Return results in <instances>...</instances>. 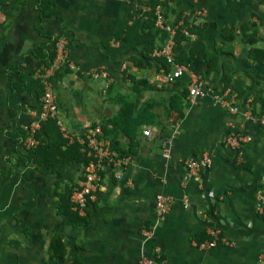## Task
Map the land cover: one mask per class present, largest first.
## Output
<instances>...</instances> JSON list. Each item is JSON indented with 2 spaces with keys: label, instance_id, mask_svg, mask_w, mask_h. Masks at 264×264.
I'll use <instances>...</instances> for the list:
<instances>
[{
  "label": "crops",
  "instance_id": "0c3cea01",
  "mask_svg": "<svg viewBox=\"0 0 264 264\" xmlns=\"http://www.w3.org/2000/svg\"><path fill=\"white\" fill-rule=\"evenodd\" d=\"M38 1L48 2L55 13L41 20ZM190 1L171 3L175 15L204 12L199 20L189 18L199 25V33L191 35L187 51L202 44L213 53L224 43L223 28L240 34L242 23H259L257 15L264 21V0H254L241 12L230 11L225 0H199L197 5ZM0 8L7 14L6 24L0 25V264H139L141 256L157 255L166 264H258L264 251V128L214 105L210 97L191 105L188 97L137 86L147 81L150 85L156 74L155 64L144 62L141 69L133 65L149 46L141 41V27L134 28L138 0H0ZM43 34L65 43L79 69L54 77L59 120L71 133L101 128L117 112L108 89L91 79L94 72L106 73L117 92L130 93L136 113L150 108L153 125L146 128L160 138L169 134L166 108L176 109L182 121L168 162L161 156L160 140L143 137L142 129L122 179L106 169L97 200L85 216L64 204L82 180L84 166L76 162L61 173L38 170L35 159L22 161L27 155L22 144L6 135L7 130L18 133L32 124L39 125L38 133L43 131L38 77L43 62L28 54L35 44L47 42ZM258 34L264 39L263 27ZM258 45L263 47V41ZM245 48L236 40L233 56L220 57L233 69L224 91L239 107L264 116V76L242 64ZM12 67L17 72L10 74ZM217 77L212 71L205 87L212 89ZM15 80L20 89L11 100ZM57 130L64 149L70 143ZM230 132L251 140L239 152L229 151L222 141ZM203 154L209 155L210 168L198 179H186L184 161ZM158 194L171 197L173 204L155 240L144 243L141 232L152 222ZM210 230L230 245L210 251L196 248L210 240ZM53 240L57 243L51 250Z\"/></svg>",
  "mask_w": 264,
  "mask_h": 264
},
{
  "label": "built area",
  "instance_id": "2783aa9c",
  "mask_svg": "<svg viewBox=\"0 0 264 264\" xmlns=\"http://www.w3.org/2000/svg\"><path fill=\"white\" fill-rule=\"evenodd\" d=\"M153 0H140L142 4H148ZM163 1V0H161ZM193 4L197 5L199 0H191ZM144 12H152L154 17V26L159 31L166 34V40L160 50H155L151 57L153 59L164 60L167 67H162L152 79L151 84L158 89H163L166 86H172L177 83L185 85L188 93V103L193 105L198 100L205 97H210L214 105L220 106L227 110L230 114H240L244 119L250 121L252 124L264 128V116H258L252 113L248 107H239L228 93L213 91L206 88L202 76L194 73L190 67L179 64L176 60V37L179 31L186 36H190L188 27L189 18L192 20H199L204 17L202 9L192 11L190 14L182 16V20L175 25H169L165 19L164 11L160 4H157L154 9L148 6L143 7ZM7 22V14L4 9L0 8V25H5ZM115 46V45H114ZM125 69V67H123ZM66 71L77 73L79 69L69 58V50L65 43L56 42L55 57L49 67H44L39 72V79L42 83V95L40 98V114L39 122L46 124L49 121L55 122L61 135L68 140L70 144L77 143L80 146V151L88 159L87 166L84 167L82 180L73 188L68 196V202L72 211L80 216H85L88 207H90L97 200L98 187L102 181V174L106 169L114 171V177L117 180L122 179L123 173L128 165V157L121 156L111 147V143L103 136L102 129L95 127L89 129L81 135H75L64 127L59 120V112L55 97V74H62ZM94 81H99L103 84L104 89L110 86V80L106 73L97 72L90 75ZM169 134L160 138L153 129L146 128L143 130V137L152 139L157 137L160 140L161 156L165 161L171 159V145L175 137L181 131V118L176 111H172L168 117ZM39 125L32 124L28 128V133L22 143L25 151L35 149L39 145L37 134L39 132ZM251 139L247 135L240 132H230L227 134L222 143L229 149V151L239 152L243 145ZM211 166V159L209 155L203 154L199 158H189L184 161L185 178L198 179L204 171H207ZM173 200L171 197L158 194L155 197L154 217L150 225L143 229L141 237L144 243L153 242L156 238L157 227L166 219L169 214ZM210 240L201 244H195V247L200 251H210L217 247L229 246L228 241L220 236V233L215 230L208 232ZM258 264H264V251L260 252L257 257ZM139 264H166L159 255L155 258H148V256H141Z\"/></svg>",
  "mask_w": 264,
  "mask_h": 264
},
{
  "label": "trees",
  "instance_id": "16d2710c",
  "mask_svg": "<svg viewBox=\"0 0 264 264\" xmlns=\"http://www.w3.org/2000/svg\"><path fill=\"white\" fill-rule=\"evenodd\" d=\"M173 1L174 0H153L148 4H142L140 0H138L139 9L135 13V17L138 16V20L134 22V28L141 27L143 32L141 41L149 46L145 49L144 53L141 54L140 59H135L139 60L138 62H133L135 67H140V69L143 68L142 63L144 62L148 65H150V63L155 64L156 73L162 67H167L164 60L153 59L151 57L155 50H160L164 45L166 34L155 28L152 12H144L143 7L148 6L152 10L157 4H160L164 11L167 23L173 26L183 18L180 14H174V10L171 7ZM225 2L230 11L241 12L243 9L252 5L254 0H225ZM36 9L38 10L41 20L55 13L54 9L48 2L38 1ZM174 16L175 19L171 21V18ZM257 18L259 23H253L252 25L247 22L242 23L240 25V34H236L234 29L223 28L220 33L221 36H223L224 43H222L219 49L215 50L213 53L207 52V49L202 44H198L195 47L193 46L192 49L187 51L185 46L191 43V37L186 36L183 32L179 31L176 37L177 47L175 50L177 62L190 67L194 73L202 76L204 82L209 79V74L215 70L218 77L214 80L211 87L213 90L224 92L230 84L231 71L233 69L230 63L220 62V57L222 55L233 56L234 41L239 40L247 48H245V57L241 59L242 64L246 68H253L256 70L258 76H264V46L259 47L258 45L261 41H263L264 44V39H261L258 34L260 27L264 28V21L260 15H257ZM186 26L188 27L190 35H197L199 33V25H196V23L193 25L188 23ZM43 36H47V42L35 44L28 52V54L35 55L43 62L42 69L44 67H49L54 59L56 45V40L52 39L51 36L46 34H43ZM125 41V37L120 40L122 46L125 45ZM12 68L9 69L10 74L17 72L15 67ZM39 81L41 82V80ZM18 82L20 81L15 80L12 82V92L9 97L11 100L14 99L15 94L20 89L18 87ZM135 84H137L136 81ZM137 86H144V88L149 91L173 94L174 97L181 99H187L188 97L185 85L181 83L166 86L163 89H158L152 84L149 85L148 81L139 82ZM110 87L111 86L107 88V97L111 100L112 104L117 107V112L101 127V129L103 136L110 141L112 149L121 156H128L134 153L135 141L142 133V129L153 125V121L148 116L150 108L142 107L140 112L136 113V102L135 99L132 98V95L130 93L125 95L121 94L116 91L115 87ZM131 93H135V91L131 90ZM175 110L176 109L172 106L166 108L167 116ZM27 133L28 129L18 133L11 130L6 131L8 138L13 139L20 144L25 140ZM37 138L39 140V145L35 149L27 151V155L23 158L24 160H22L24 163L33 158L35 159L38 170L49 169L58 173L63 172L70 164L76 162L81 163L84 167L87 166L88 159L80 151V146L77 143L67 145L64 149L60 148L64 141L61 140L55 122H47L44 125L43 131L37 134ZM69 194L64 201V204L68 205V208L70 207V202H68ZM56 243L57 241L53 240L51 250H53Z\"/></svg>",
  "mask_w": 264,
  "mask_h": 264
},
{
  "label": "rangeland",
  "instance_id": "374dc122",
  "mask_svg": "<svg viewBox=\"0 0 264 264\" xmlns=\"http://www.w3.org/2000/svg\"><path fill=\"white\" fill-rule=\"evenodd\" d=\"M3 9V8H2ZM67 72H65V74H66Z\"/></svg>",
  "mask_w": 264,
  "mask_h": 264
}]
</instances>
